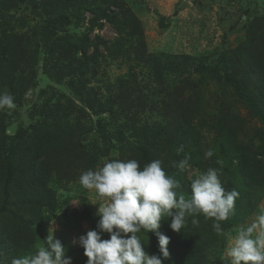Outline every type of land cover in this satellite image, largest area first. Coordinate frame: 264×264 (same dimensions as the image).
<instances>
[{
	"label": "rangeland",
	"instance_id": "obj_1",
	"mask_svg": "<svg viewBox=\"0 0 264 264\" xmlns=\"http://www.w3.org/2000/svg\"><path fill=\"white\" fill-rule=\"evenodd\" d=\"M123 7H111L110 12L115 11L118 22L125 21L127 25L122 26L117 23H108L105 20L98 21L102 26H95L90 29V20L94 14L88 9H94L91 3L88 8L81 13L77 19V24H66L63 28L59 25L54 26L52 31L56 32L60 39L65 41V47L72 49L81 44H88L87 59L89 65L96 68L90 70L87 68L83 77L76 78L77 82L85 83L87 90H97L100 95L99 100L111 103L116 93L119 92V79L126 81V76L131 74L133 80L129 91L134 95L137 91H143L147 96V108L140 112V108L130 111H121L114 107L115 116L113 119L107 113L100 116V120L105 129L111 133L116 123L123 121L126 117H135L139 122L137 126L146 123L155 130H161L166 127L165 132L170 130V122L175 127H179L181 133V148L183 151L189 145V150L200 154L191 167L184 171V178L181 179V189L190 188L189 183L200 173L207 170L205 166L215 167L220 172V179L225 188L226 174H222L220 166L224 164L220 161L216 146L213 143L216 132L214 128L221 125L225 131L229 132V141L235 143V152L240 160H247L253 155L258 157L259 174L264 167V117L260 120L250 108L235 94L232 86L223 81L222 74H207L203 79L192 72L187 80L185 76H180L175 71L173 74L155 82L154 78L147 77L144 66L138 64L132 59V48L135 47L137 39V30L139 29L144 40L143 47L147 53L164 57L160 63L172 62L178 63L184 60L185 56H192L193 59L201 58L207 65L211 64L213 55L218 56L226 48L231 51L239 47L247 40V31L249 22L252 21L262 11L263 0H119ZM25 2H18L16 6L10 9L9 16L14 21L13 33L18 37L24 34L28 44L22 42L23 47L32 56L33 74H27L22 84L24 88L20 104L16 103V108L9 110H0L8 117V122L4 132L6 136L12 138L17 133V125L23 124V133L17 136L13 145L16 153L23 150V144L28 137L31 128L37 125H47V122H41V114H34L30 117L33 108L45 105L47 109L57 111V125L67 119L75 121L78 118V109L81 104L74 97L71 89L65 84L54 83L47 74L50 67V58L44 53L43 47L37 42V32L39 22L33 14L23 9ZM22 10V12H21ZM122 13H127L122 16ZM132 18L138 23L137 28L130 25ZM163 24H160V19ZM251 19V20H250ZM133 22V21H132ZM14 22H12L13 24ZM164 25V26H161ZM246 26V27H244ZM99 27V28H98ZM244 27V28H242ZM232 29V32H230ZM9 30L6 32L8 33ZM40 32V31H39ZM264 37V34L262 35ZM261 41H263V38ZM62 41V42H64ZM122 46L119 50L124 55L116 56V52L111 51L116 46V42ZM224 41L228 46L224 45ZM99 43V44H97ZM106 44L105 46L103 44ZM98 45L97 51L93 47ZM115 49V48H114ZM228 54L229 61L231 53ZM82 52H77L76 57L80 61ZM205 58V59H204ZM225 62V61H224ZM60 65V64H58ZM232 74H240V67H235ZM239 70V71H238ZM35 74V75H34ZM34 75L32 78L31 76ZM16 79L18 77L15 76ZM201 80L200 85L195 86L197 81ZM122 89L125 87L122 86ZM145 87V88H144ZM9 92V89L2 87L0 93ZM161 92V93H160ZM160 93V95H158ZM167 107L165 108L164 103ZM151 109V110H149ZM78 124L83 129L91 128L97 119L93 113L85 112ZM33 115V113H32ZM82 115V114H81ZM51 122V121H49ZM218 123V124H217ZM51 125L49 129H53ZM48 129V131H50ZM126 136V135H125ZM127 138L128 135L126 136ZM111 148L107 157L98 160L97 166L93 170L102 167L106 161L111 159L125 160L132 153L139 155L137 146L130 143L131 138L121 143H117L113 138L107 139ZM103 142H99V147L104 148ZM121 148L120 151L118 148ZM53 146L52 149H55ZM211 150V157L205 158V153ZM8 151V150H7ZM120 151V152H119ZM51 157L53 153H51ZM217 156V158H216ZM185 156L181 151H173L166 147L158 160L162 162V168L167 175L171 167H176L178 162ZM181 173V172H180ZM82 171L71 169V172H52L46 177V188L53 191V199L57 203L55 211L43 208L39 219L42 229L47 237L53 236L59 240L66 248V256L71 257V264H86L87 258L84 256V250L78 244L80 236L90 231L88 222L80 219L82 211L87 208L91 212V217L100 218L97 210L100 204L104 203L95 190L85 189L79 183V177ZM75 175V176H74ZM74 176V177H72ZM262 179V195L258 192L253 193L251 202L253 209L248 207L249 211L242 215L238 222L226 233L235 235L237 229L241 226H248L254 222L256 216L264 211V178ZM176 180V179H175ZM180 191V190H178ZM185 193V192H184ZM190 195V193H185ZM260 196V197H259ZM67 200V201H66ZM202 215V214H201ZM27 219L28 213L25 211H4L0 213V234L7 233L11 235L17 224L16 217ZM190 217H187L186 223ZM171 217H165L161 220L159 232L168 236L170 242L167 245L169 258L163 260V264H229V258L226 256V250L230 247V240L225 237L224 246L220 243L219 235L214 231L213 225L206 224L204 229L198 234L193 230L185 231L183 227L180 232H174L170 228ZM143 240L148 238L145 251L149 255L160 256L158 239L152 232L145 233L143 230L139 234ZM32 239L29 249L21 254L5 253L0 247V262L2 264H11L15 258L33 255L38 246H46V239ZM102 239H109L107 233L102 234ZM194 242V248H198L197 253L194 248L180 247L182 241ZM77 241L73 244V241Z\"/></svg>",
	"mask_w": 264,
	"mask_h": 264
},
{
	"label": "trees",
	"instance_id": "obj_2",
	"mask_svg": "<svg viewBox=\"0 0 264 264\" xmlns=\"http://www.w3.org/2000/svg\"><path fill=\"white\" fill-rule=\"evenodd\" d=\"M19 1L26 3L23 9L33 14L39 22L37 42L41 44L44 53L50 58L48 76L54 83H65L81 107L78 109V118L74 122L67 119L60 125H57L59 117L57 111L59 109L56 108L52 111L47 109L45 105L33 108L30 117L33 118L36 113L41 114V122H47V125L40 124L36 127H30V133L23 144L24 149L19 153L14 151L13 145L17 136L23 133V124H18V134L9 138L4 132L8 117L0 111V213L4 211H26L28 213L27 219H19L15 216L18 220L11 235L0 234V247L9 254H21L28 250L29 244L33 243L32 239L36 236L41 241L46 239V233L39 222L40 218L37 217L43 208H48L50 212L57 208V203L53 199L54 192L46 188V177L52 172L69 173L72 168L82 171V173L89 169L93 170L97 166L98 160L107 157L113 148L114 145L108 143L107 139L109 138H113L117 143L129 141L131 138L130 143L137 146L139 155L132 153L125 160H137L141 169L151 161L159 159L166 147L178 152L181 144L174 141L182 143L181 129L175 127L177 125L170 122V126L173 127L166 133L165 126L159 131L149 127L146 123L138 127L139 121L135 117H126L123 121H119L109 133L99 119L103 113H107L108 117L113 119L117 116L114 113V107L121 111L134 110L135 113H137L136 109L140 108V112H142L149 105L145 99L147 96L144 95L142 89L137 91L136 95L129 91L128 86L133 80L131 79L132 75L128 74L126 81L119 79V92L113 95L114 98L111 103L99 100L100 93L97 90H87L85 83L76 80L77 77L80 79L83 77L87 68L96 72V68L89 65L86 56L87 42L74 49L65 47V41L60 39L55 31H52L55 29L54 26L59 25V28H63L72 20L74 24H77V19L81 15L80 12L86 10L87 5L91 3L95 8L93 10L88 9L94 14L90 20V29L95 26L101 27V23L97 24L101 20L112 24L117 23L125 28L127 23L125 21L118 22L116 12H110L111 7H123V3L119 0H0V90L2 87L9 89L10 94L15 98L14 102L20 104L22 91L19 90L25 87L22 82L25 81L28 73L33 74L34 59L32 60V58L35 55L31 56L23 47V41L28 44L24 34L18 37L13 33L14 24L18 20L14 21L13 17L8 14V11L16 6ZM126 14L122 13V16ZM256 15L249 22L247 40L231 51L224 48L218 56L213 55L212 58L216 59L212 60L209 65L200 57L195 60L192 56H185L184 60L178 63H160L164 56L146 52L139 29L137 30L135 47L132 48V59L144 66L145 73L148 74L147 77L152 76L156 83L167 77V74H173L175 71L178 75L185 76L186 79L183 82L192 72L198 74L202 79L207 74L221 73L223 81L233 87L235 94L261 120L264 117V42L261 41L260 36L262 37L264 34V0L261 13ZM162 20L161 18L160 24H163ZM132 21L130 25L137 28L138 23L133 18ZM12 22L14 23L12 24ZM8 30L9 32L6 33ZM262 38L264 41V37ZM97 44L93 47L94 52L98 49ZM224 45L228 46L225 41ZM121 47L120 42L117 41L115 49L112 48L111 51L116 52V56L124 55L119 50ZM80 51L83 56L79 61L76 54ZM227 51L231 53L228 62H226V59L228 60ZM233 62L236 64L235 67H240V71L238 70L240 74H232V71L235 70ZM17 75L16 79L15 76ZM34 75L31 77L33 78ZM200 82L201 80L197 81L195 86L200 85ZM121 85L125 88L122 89ZM149 106L152 108L151 105ZM164 106L167 107L166 102ZM86 111L93 113L97 119L91 128L83 129L78 124V119H81ZM51 125L54 127L53 129H49ZM214 130L216 136L213 143L216 146L220 161L223 160L224 162L220 166V170L222 174H226L225 190L235 189L240 193L235 202L234 214L228 220L220 222L224 232H227L239 221L242 215L249 211L248 207L253 209L254 205L250 199L253 198V193L258 192L262 195V179L259 180L258 178L260 175L264 178V167L259 174L258 168L260 166L256 164L259 159L256 155L247 160H240L241 158L235 152V143L230 144L229 132L225 131L221 125H217ZM100 141L105 145L104 148L99 147ZM53 146L56 148L52 149ZM118 149L122 151L120 147ZM51 153L54 157H51ZM181 153L183 156L190 157V165L200 155L190 151L189 145ZM205 168H216V166H205ZM168 174L173 175L179 183L184 178V171L178 167H171ZM179 190L190 193V188H180ZM80 219L89 223L90 230H98L97 224L100 218H92L91 212L87 208L82 211ZM192 219L193 217H190L185 223L184 230L194 229L193 232L196 234L202 231L206 224L213 225L214 223L213 218H206L204 215L195 217L199 221L196 225L192 224ZM219 237L221 245L224 246L225 236L219 235ZM190 240L179 243L180 247H184L185 250L194 248V242L192 239ZM194 249L197 253L199 252L198 248Z\"/></svg>",
	"mask_w": 264,
	"mask_h": 264
},
{
	"label": "clouds",
	"instance_id": "obj_3",
	"mask_svg": "<svg viewBox=\"0 0 264 264\" xmlns=\"http://www.w3.org/2000/svg\"><path fill=\"white\" fill-rule=\"evenodd\" d=\"M14 99L8 92L0 93V110L15 109ZM212 154L207 151L205 158ZM189 160L185 156L176 167L190 168ZM79 183L95 190L104 200L97 210L98 230H90L78 239L86 264H163L169 258L170 238L159 232L161 220L171 217L170 228L180 232L187 217H193L192 224L196 225L199 221L195 217L201 214L213 218L214 231L230 240L226 250L229 264H264V211L250 225L239 227L234 236L224 232L220 222L234 214L240 193L225 190L218 169L208 168L196 176L190 184V195L178 191L179 181L166 174L158 159L142 169L135 159H111L97 170L84 171ZM142 230L156 235L159 257L145 251L148 238L142 239ZM103 233L109 239H102ZM11 264H71V257L66 256L62 243L51 236L47 237L46 246H38L33 255L15 258Z\"/></svg>",
	"mask_w": 264,
	"mask_h": 264
}]
</instances>
